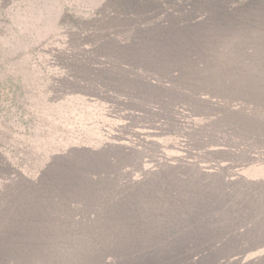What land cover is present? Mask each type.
Returning <instances> with one entry per match:
<instances>
[{
    "label": "rangeland",
    "instance_id": "obj_1",
    "mask_svg": "<svg viewBox=\"0 0 264 264\" xmlns=\"http://www.w3.org/2000/svg\"><path fill=\"white\" fill-rule=\"evenodd\" d=\"M252 164L264 0H0V264H264Z\"/></svg>",
    "mask_w": 264,
    "mask_h": 264
},
{
    "label": "crops",
    "instance_id": "obj_2",
    "mask_svg": "<svg viewBox=\"0 0 264 264\" xmlns=\"http://www.w3.org/2000/svg\"><path fill=\"white\" fill-rule=\"evenodd\" d=\"M250 171L256 172L250 177V195L240 198L242 201L235 203L234 210L239 219L250 223L247 250L252 253L250 259L261 260L264 257V165H252Z\"/></svg>",
    "mask_w": 264,
    "mask_h": 264
},
{
    "label": "trees",
    "instance_id": "obj_3",
    "mask_svg": "<svg viewBox=\"0 0 264 264\" xmlns=\"http://www.w3.org/2000/svg\"><path fill=\"white\" fill-rule=\"evenodd\" d=\"M181 160H182V162H178V163L183 164L185 166H193V165H191V163H189L188 161H186L185 158L183 159V157H182ZM178 161H180V160H178ZM252 165H259V164H252ZM182 171H184V170H182ZM180 176L183 177V178H186V175L183 172H180ZM239 182L240 181H235V183H239ZM245 183H247V182H245ZM247 184H249L248 185V187H249V190H248L249 191V194H246V195H243V196H236L235 197L236 198L235 201H232V204H233L232 207H223L224 210H225L224 213H226V214H223V215H226V217H228V219L234 220V225L233 226H229L228 225V226L225 227L226 230L233 229V233L234 234L229 239H231V240L234 239L235 244H238V245H242L245 240L246 241H245L244 244H248V241L250 239L249 233L248 234L246 233L248 231V229L250 231V228H249L250 227V223H249V221H247V219L245 220L243 218H242V220H244V221H242V222L239 221L240 219L237 217V215H239V214L234 210L235 203L242 201L240 198L249 197V195H250V189H251L250 188V185H251L250 184V179H249V181H248ZM190 185H194V184H190ZM218 202H219V204H221V201H218ZM191 204H192L191 201H189V202L188 201H185L184 206L181 207V209L184 210V212H187V211L193 209ZM236 220L239 221V222H237ZM216 242L217 241L214 240V243H216ZM216 245H219V242H217Z\"/></svg>",
    "mask_w": 264,
    "mask_h": 264
}]
</instances>
